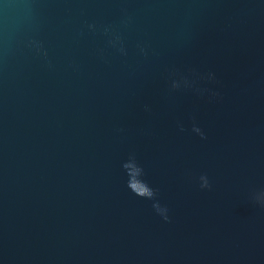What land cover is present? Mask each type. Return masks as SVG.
<instances>
[{
    "label": "water",
    "instance_id": "95a60500",
    "mask_svg": "<svg viewBox=\"0 0 264 264\" xmlns=\"http://www.w3.org/2000/svg\"><path fill=\"white\" fill-rule=\"evenodd\" d=\"M0 264H264V0H0Z\"/></svg>",
    "mask_w": 264,
    "mask_h": 264
},
{
    "label": "clouds",
    "instance_id": "9594fccd",
    "mask_svg": "<svg viewBox=\"0 0 264 264\" xmlns=\"http://www.w3.org/2000/svg\"><path fill=\"white\" fill-rule=\"evenodd\" d=\"M140 195H147V196H151L152 195V192L150 190H148L147 188H145V191L143 193H138Z\"/></svg>",
    "mask_w": 264,
    "mask_h": 264
}]
</instances>
